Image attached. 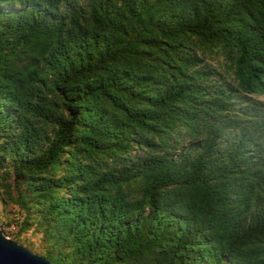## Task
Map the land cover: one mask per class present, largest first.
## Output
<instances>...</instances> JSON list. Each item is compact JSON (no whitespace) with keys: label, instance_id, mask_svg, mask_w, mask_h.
I'll list each match as a JSON object with an SVG mask.
<instances>
[{"label":"trees","instance_id":"obj_1","mask_svg":"<svg viewBox=\"0 0 264 264\" xmlns=\"http://www.w3.org/2000/svg\"><path fill=\"white\" fill-rule=\"evenodd\" d=\"M258 96L264 0H0L18 232L56 264H264Z\"/></svg>","mask_w":264,"mask_h":264},{"label":"rangeland","instance_id":"obj_2","mask_svg":"<svg viewBox=\"0 0 264 264\" xmlns=\"http://www.w3.org/2000/svg\"><path fill=\"white\" fill-rule=\"evenodd\" d=\"M206 63H209L218 68V72H224L223 59L214 53L206 56ZM258 98L264 100V96H258ZM3 199L4 188L0 187V228L3 232H9L12 225L15 226V230L12 234V239H15L18 243L24 245L32 252L43 255L47 249V242L43 239V235L36 225H33L29 229L19 233V225L23 218V213L18 209L15 204L6 203ZM10 237V238H11Z\"/></svg>","mask_w":264,"mask_h":264},{"label":"water","instance_id":"obj_3","mask_svg":"<svg viewBox=\"0 0 264 264\" xmlns=\"http://www.w3.org/2000/svg\"><path fill=\"white\" fill-rule=\"evenodd\" d=\"M0 264H56L7 237L0 228Z\"/></svg>","mask_w":264,"mask_h":264},{"label":"built area","instance_id":"obj_4","mask_svg":"<svg viewBox=\"0 0 264 264\" xmlns=\"http://www.w3.org/2000/svg\"><path fill=\"white\" fill-rule=\"evenodd\" d=\"M14 230H15V226H14V225H12V226L10 227V230H9V232H7V231H6V232H4V233H5V235H6L7 237H10V235H9V234H10L11 232H13Z\"/></svg>","mask_w":264,"mask_h":264}]
</instances>
